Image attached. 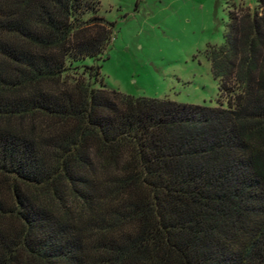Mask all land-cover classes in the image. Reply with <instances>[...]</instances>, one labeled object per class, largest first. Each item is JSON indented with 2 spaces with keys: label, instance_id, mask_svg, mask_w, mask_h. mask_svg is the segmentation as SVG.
<instances>
[{
  "label": "trees",
  "instance_id": "trees-1",
  "mask_svg": "<svg viewBox=\"0 0 264 264\" xmlns=\"http://www.w3.org/2000/svg\"><path fill=\"white\" fill-rule=\"evenodd\" d=\"M228 11L213 105L133 97L98 0H0V264H264V1ZM221 100L225 102L223 106Z\"/></svg>",
  "mask_w": 264,
  "mask_h": 264
},
{
  "label": "rangeland",
  "instance_id": "rangeland-1",
  "mask_svg": "<svg viewBox=\"0 0 264 264\" xmlns=\"http://www.w3.org/2000/svg\"><path fill=\"white\" fill-rule=\"evenodd\" d=\"M98 2L111 38L100 58L84 62L99 64L106 85L120 94L195 105L218 99L208 55L223 41L228 11L257 7L255 0Z\"/></svg>",
  "mask_w": 264,
  "mask_h": 264
}]
</instances>
